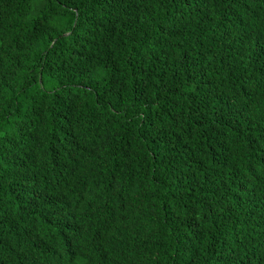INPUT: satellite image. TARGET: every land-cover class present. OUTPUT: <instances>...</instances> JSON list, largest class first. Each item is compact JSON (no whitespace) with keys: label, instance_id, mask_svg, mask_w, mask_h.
Instances as JSON below:
<instances>
[{"label":"trees","instance_id":"16d2710c","mask_svg":"<svg viewBox=\"0 0 264 264\" xmlns=\"http://www.w3.org/2000/svg\"><path fill=\"white\" fill-rule=\"evenodd\" d=\"M0 264H264V0H0Z\"/></svg>","mask_w":264,"mask_h":264}]
</instances>
